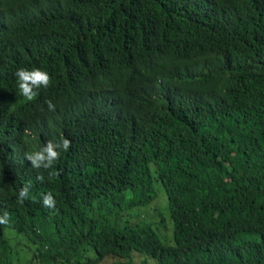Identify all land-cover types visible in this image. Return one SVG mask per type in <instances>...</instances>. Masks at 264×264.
Wrapping results in <instances>:
<instances>
[{
	"label": "trees",
	"instance_id": "obj_1",
	"mask_svg": "<svg viewBox=\"0 0 264 264\" xmlns=\"http://www.w3.org/2000/svg\"><path fill=\"white\" fill-rule=\"evenodd\" d=\"M19 68L51 77L31 102ZM61 137L54 168H32ZM157 185L173 245L133 222ZM5 212L0 264L17 260L7 230L28 264H264V0H0Z\"/></svg>",
	"mask_w": 264,
	"mask_h": 264
},
{
	"label": "clouds",
	"instance_id": "obj_2",
	"mask_svg": "<svg viewBox=\"0 0 264 264\" xmlns=\"http://www.w3.org/2000/svg\"><path fill=\"white\" fill-rule=\"evenodd\" d=\"M17 79V86L19 94L26 101H33L38 95V90L41 88L49 87L51 83V77L46 72L39 68L26 69L19 68L15 72ZM47 107L49 111H55L56 106L51 102L47 101ZM71 146V141L67 138L61 137L59 143H53L48 141L38 151L29 152L25 154V159L30 162L31 167L34 169H45L50 170L54 168L56 161L60 157L58 149L68 151ZM57 173L55 171H49V177H54ZM37 180L43 182L44 176L38 175ZM30 185L22 187L18 194V202L23 203L24 200L29 198ZM42 204L44 207L49 209H55V198L51 193H47L42 197ZM9 215L5 212L0 216V225H7L9 223Z\"/></svg>",
	"mask_w": 264,
	"mask_h": 264
},
{
	"label": "rangeland",
	"instance_id": "obj_3",
	"mask_svg": "<svg viewBox=\"0 0 264 264\" xmlns=\"http://www.w3.org/2000/svg\"><path fill=\"white\" fill-rule=\"evenodd\" d=\"M158 188V197L156 201L150 205L149 207L143 208L140 211L141 214H139V217L136 216L133 219V222H139V221H148V223L155 222L153 224V229L159 236L160 240L165 245H173L174 244V224L173 221L170 218V213L168 210V200L167 195L163 188H160L159 185H157ZM155 208L158 209V213L160 214V217L162 216L164 220L159 224L156 220L154 210ZM125 220L127 219L131 220V214L126 213ZM7 235L10 237V242L13 247V252L16 257V264H28V260L32 257V245L30 243L25 242V240H22V237H18V239L15 236L14 231L7 230ZM92 257L95 256V254L92 252ZM137 263H140L143 259V256L135 254L134 256ZM115 261L114 258H107L105 262H102V264H111Z\"/></svg>",
	"mask_w": 264,
	"mask_h": 264
}]
</instances>
